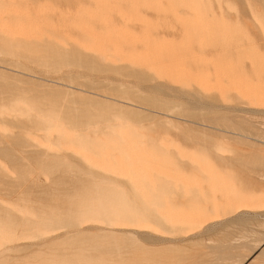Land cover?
<instances>
[{
    "label": "rangeland",
    "instance_id": "374dc122",
    "mask_svg": "<svg viewBox=\"0 0 264 264\" xmlns=\"http://www.w3.org/2000/svg\"><path fill=\"white\" fill-rule=\"evenodd\" d=\"M263 250L264 0H0V264Z\"/></svg>",
    "mask_w": 264,
    "mask_h": 264
},
{
    "label": "bare ground",
    "instance_id": "6f19581e",
    "mask_svg": "<svg viewBox=\"0 0 264 264\" xmlns=\"http://www.w3.org/2000/svg\"><path fill=\"white\" fill-rule=\"evenodd\" d=\"M263 139V138H262ZM211 225V224H210ZM131 229V228H130ZM165 239V238H164ZM166 240V239H165ZM208 242V241H207ZM213 243V242H212ZM241 264H264V250L262 252H260V254L256 255L252 254V255H248V258L246 259V261H244Z\"/></svg>",
    "mask_w": 264,
    "mask_h": 264
}]
</instances>
